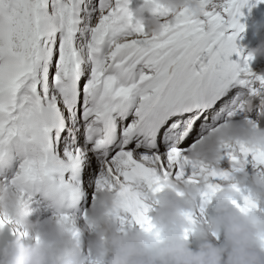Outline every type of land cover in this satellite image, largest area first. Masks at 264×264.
I'll return each mask as SVG.
<instances>
[{"label":"snow or ice","instance_id":"1","mask_svg":"<svg viewBox=\"0 0 264 264\" xmlns=\"http://www.w3.org/2000/svg\"><path fill=\"white\" fill-rule=\"evenodd\" d=\"M130 4L0 0V184L20 195L30 215L42 196L77 241L75 210L100 191L116 197L111 215L122 227L151 235L150 196L163 181H203V214L221 191L214 181L232 180L235 169L193 163L189 148L244 110L242 90L264 120V72L252 70L253 57L236 43L244 9L264 0H200L199 16L157 6L159 35L137 24ZM224 149L233 164L251 156L264 165V147ZM234 190L241 193L235 208L261 211L249 192ZM79 218L86 222L87 213ZM188 219L197 223L196 213ZM9 225L19 233L0 213V228ZM191 234L185 230V239ZM258 243L264 247V237Z\"/></svg>","mask_w":264,"mask_h":264},{"label":"clouds","instance_id":"2","mask_svg":"<svg viewBox=\"0 0 264 264\" xmlns=\"http://www.w3.org/2000/svg\"><path fill=\"white\" fill-rule=\"evenodd\" d=\"M157 6L172 13L187 8L197 16L202 11L200 0H147L134 13L137 24H143L152 35L162 32L161 19L155 15ZM249 55L264 57V39ZM244 103L250 112L252 101ZM226 144L264 147V126L259 119H226L189 148V159L220 169ZM232 168L233 179L214 197V214L195 224L188 217L197 212L203 181L197 186L164 180L162 190L150 196L156 230L151 235L136 227H122L111 215L116 197L97 192L87 211L86 246L73 239L54 216L30 220L20 195L11 186L0 184V213L22 229L14 238H5L0 228V264H88L89 259L95 264H264V247L258 243L264 237V210L242 213L231 203L240 199L241 193L234 190L238 185L264 206V174L250 175L242 162ZM185 230L195 235V248L185 239Z\"/></svg>","mask_w":264,"mask_h":264},{"label":"rangeland","instance_id":"3","mask_svg":"<svg viewBox=\"0 0 264 264\" xmlns=\"http://www.w3.org/2000/svg\"><path fill=\"white\" fill-rule=\"evenodd\" d=\"M251 4H256V0H250ZM143 4V0H131L130 7L135 10L137 7L141 6ZM245 12V18L242 19V23L246 24V29L243 33L240 34L238 37L236 43L237 46L241 49H243V54L245 56L249 55V52L256 48L260 42L261 39H264V4H258L255 7L251 9V12L248 11V9H244ZM235 56V55H234ZM233 56V57H234ZM232 57V58H233ZM252 70L256 72L257 74H261L264 72V57L261 56H256L253 58L252 63H251ZM243 92V98L247 99V93L246 90H242ZM248 117H253L254 120H257V116L255 113H252L251 111H247L246 106L242 112H240V118H236L235 120H239L241 118H245L247 115ZM225 118H227L225 116ZM260 123L262 126H264V120H260ZM213 127V126H212ZM220 166L223 167V165L220 164ZM247 172L251 174H264V165H255L253 167H248ZM35 200V199H34ZM198 201V198H197ZM91 202L90 198L86 199V202L83 204L81 207L82 209H86L88 207V204ZM261 211L264 210V206H260ZM214 212L211 211L210 215L204 214V216H201L202 214L199 212V217L203 220L207 219L209 216L213 215ZM53 216V210L48 212V214L45 215V217H50ZM31 217H35V215L31 216L30 215V220L32 219ZM7 228L4 229L5 235L7 234ZM4 235V236H5ZM189 239H191V236H189ZM222 241V237H221ZM82 246H86V242L81 241ZM195 248V247H193Z\"/></svg>","mask_w":264,"mask_h":264},{"label":"bare ground","instance_id":"4","mask_svg":"<svg viewBox=\"0 0 264 264\" xmlns=\"http://www.w3.org/2000/svg\"><path fill=\"white\" fill-rule=\"evenodd\" d=\"M247 115V113H245ZM240 114H238L236 117L232 118V119H236V118H240ZM226 119L228 118H224L222 120H220L219 124L224 122ZM243 118L239 119V120H242ZM244 119H253V117H248V115L244 118ZM218 124V125H219ZM218 125H214L213 127H216ZM213 127H209L207 128L206 130H204L203 132V135L208 131L210 130L211 128ZM239 155V154H237ZM222 161H221V165L220 166V169L221 170H224V171H232V164L233 162L229 159V157L225 154V151L222 153ZM240 162H242L245 166H248V167H253L255 166V162L252 160V157L249 156L247 158V160H244L242 157L240 159ZM245 170L247 171V168H245ZM234 174V173H233ZM186 179V177H185ZM179 183H183L182 181H177ZM215 183H219L221 184V186L226 182V181H221V180H215L214 181ZM245 190L247 191V188L245 187ZM248 192V191H247ZM87 199V198H86ZM94 201L91 199V202L88 204V207L84 210L82 209L81 207L82 206H78L77 209L75 210V214L78 216V223H77V226L78 228L80 229V240L83 241V242H86L87 243V240H88V232H85L84 231V228H85V221L83 219H80L79 216L81 213L83 212H86L88 211V209L90 208V206L92 205ZM197 204H198V209H197V212H196V220L197 222H199L200 220H203V218L201 219L199 217V204H200V197H198V201H197ZM214 205H215V200L213 198V200L209 203V206L205 209L204 213L201 215V216H204V214H207V215H210L211 211H213L214 209ZM261 206V205H260ZM33 207L37 208V211L33 212V214H31V216L35 215V217H31L32 221H35L37 220L38 218L43 220L47 217H45L46 214H48L49 211H51V208L48 207L47 203L44 201V200H37L35 199L34 200V203H33ZM149 215L151 216V212L149 213ZM12 225H9L8 227H6L7 229V234L5 235V238H14L15 235H17L18 233L14 234L13 231H12ZM16 227L19 229V232L22 231V229L19 228L18 225H16ZM136 228H139V226L137 225ZM191 239H189L192 243V246L195 247L196 246V239H195V235L194 234H191Z\"/></svg>","mask_w":264,"mask_h":264}]
</instances>
